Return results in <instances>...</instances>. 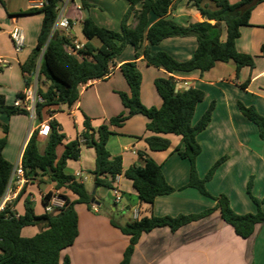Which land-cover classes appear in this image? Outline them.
Instances as JSON below:
<instances>
[{
  "label": "crops",
  "instance_id": "1",
  "mask_svg": "<svg viewBox=\"0 0 264 264\" xmlns=\"http://www.w3.org/2000/svg\"><path fill=\"white\" fill-rule=\"evenodd\" d=\"M41 1L43 0H0V59L6 61L5 64L0 63V95L4 97L7 105L23 107L21 99L17 98V94L23 93L25 89L21 65L36 45L42 21L41 13L16 14L34 7ZM228 1L233 4L239 0ZM128 8L129 3L126 0H59L55 22L66 19L69 25L55 31L67 39L70 46L73 42L84 45L87 42L82 34L84 9H87V17L95 25L118 32ZM134 8L139 10L140 4ZM165 18L180 26L203 20L188 0H172ZM158 19L154 14L148 13L145 29ZM135 23L132 13L128 16L126 24L134 27ZM209 23L212 24L213 21ZM263 25L264 2H260L251 10L249 25L239 29V37L235 40L236 50L252 56L254 65L252 68H240L237 75L232 61L216 62L205 72L192 70L171 74L145 62V48L150 53L165 52L178 61L188 60L197 47V41L192 36L169 37L155 45L144 40L137 49L127 45L111 61L112 70L107 76L80 85L78 100L71 108L60 105L52 114L43 116L41 122L35 115L30 114L11 117L0 114V125L7 127L2 156L13 168L21 164L22 152L32 132L45 121H55L59 125L60 132L65 136V144L75 140L84 131V116L89 119L91 128L96 130L100 125L107 124L109 119L125 114L126 110L118 93H127L129 88L119 67L126 62L135 61L141 74L139 99L145 107L161 106L162 100L153 83L156 78L166 76L175 80L178 89L194 88L203 92L202 101L195 106L192 124L198 121L209 104L214 102L210 122L196 137L200 146V153L195 162L197 173L199 177H203L217 159L225 157L213 177L206 183V190L212 196L225 195L232 210L238 214L255 213L256 207L246 194V184L251 176L252 194L259 199L264 196V140L259 138L257 127L241 115L236 102L254 107L264 117V55L260 52L261 46L264 45ZM15 26L24 34V46L18 53L14 52L9 37ZM224 39L225 31L222 28L220 40ZM90 43L99 46L95 39ZM246 81V87L242 88L241 84ZM47 87L48 83L40 78L38 89L45 91ZM146 123L144 116L134 115L121 126H109L111 134L107 139L106 149L111 157L121 158L123 171L130 166L141 165L139 154L147 155L160 165L166 182L175 191L157 196L152 205L141 204L131 181L120 174L116 176L113 187L120 192L121 199L114 203L111 211L123 212L128 209L133 213L141 209L145 210L144 215L152 213L155 216L174 217L213 208V199L202 196L194 188L186 187L189 163L174 151L176 148L183 149L180 137L167 135L165 137L170 143L167 150L150 151L145 143V138L150 135L145 130ZM2 136L0 127V138ZM46 136H38L40 153L43 152ZM63 144L56 148L58 157L64 149ZM94 160V149L82 144L78 159L66 162L65 174L75 179L78 172L84 177L81 184L91 196L92 209L89 210L85 204H79L78 235L71 246L60 252V264L64 257L69 259V264H119L129 244V238L110 224V219L115 221L112 214L100 213L103 197L112 198V194L110 189L94 187L91 174ZM35 178L21 189L25 187L24 197L33 203L35 214L38 215L43 213L42 195L55 187L49 177L39 171ZM36 203L40 205L39 212L36 210ZM117 204L118 208L115 207ZM261 209L264 212V203ZM14 211L20 215L22 207L16 205ZM29 228H33V231H28ZM37 232V227L29 226L21 230V235L31 237ZM129 264H264V224L256 225L253 234L243 239L234 233L220 218L219 211L215 210L175 231L168 227L154 228L141 234L134 245Z\"/></svg>",
  "mask_w": 264,
  "mask_h": 264
},
{
  "label": "trees",
  "instance_id": "2",
  "mask_svg": "<svg viewBox=\"0 0 264 264\" xmlns=\"http://www.w3.org/2000/svg\"><path fill=\"white\" fill-rule=\"evenodd\" d=\"M126 1L129 8L122 18L118 32L98 27L89 17L84 18L82 34L87 42L84 49L75 54L68 51L70 45L67 39L53 30L59 0H43L42 7L29 8L16 14H42L36 45L21 65L25 87L33 80L37 66L38 79L43 78L48 83L45 91L38 89V94L42 98V102L35 107L38 121L41 122L43 116L52 114L60 105L71 108L78 100L80 85L105 77L111 61L127 45L137 49L144 40L155 45L169 37H195L197 47L192 56L185 61L175 60L165 52L150 53L145 48V62L170 74L192 70L205 72L216 62L232 61L235 64L236 75L244 66L253 67L254 58L238 52L235 40L239 37V29L249 25L253 7L264 0H239L233 4L228 0H188L203 20L187 26H180L165 18L172 0ZM208 3L213 7L208 6ZM137 4H140L139 10L134 8ZM132 13L136 23L134 27H129L126 21ZM148 13L159 19L145 29ZM222 28L225 31L224 41L220 40ZM92 39L97 40L99 46L92 45L90 43ZM260 52L264 55V45L261 46ZM119 71L129 88L127 93H118L126 110L125 114L109 119L107 124L100 125L96 130L91 128L89 119L84 116V131L75 140L65 144H63L65 136L60 132L59 125L55 121H49L50 130L45 138L42 153L38 149V128L32 132L20 160L25 176H35L38 171L48 176L55 189L61 191L65 203L57 212L37 215L33 203L24 197L23 187L16 199L0 212V264H60V252L71 246L78 235L75 205L85 204L88 209H92L91 196L84 186L64 172L67 160L78 159L82 144L92 147L95 151L94 169L91 171L95 188L114 189L116 176L123 174L131 181L139 202L146 205H152L157 196L175 191L166 182L160 165L147 155L139 154L141 165H133L123 171L121 158L111 157L108 153L106 142L111 134L109 126H121L134 115H142L147 119L145 130L150 135L145 138V143L150 151L167 150L170 145L165 137L167 135L180 137L183 149L176 148L174 151L189 163L186 187L194 188L202 196L213 199L215 206L196 214H179L174 217L155 216L152 213L144 215L145 210L138 209L137 219L123 225L110 219V224L129 238V244L119 264H129L134 245L142 233L158 227H168L175 231L181 226L208 216L215 210L219 211L220 218L233 229L234 233L243 239L253 234L256 225L264 224V212L261 209L264 196L259 199L252 194L251 176L246 184V194L255 205L256 211L238 214L232 210L225 195L212 196L205 187L225 157L217 159L203 177H199L197 173L195 162L200 153V146L196 137L210 122L214 102H211L198 121L192 124L195 106L203 99L202 91L194 88L176 91L172 77L156 78L153 84L162 100L161 106L145 107L139 99L141 74L137 63L126 62L119 67ZM246 85L247 81L242 83L241 87L244 88ZM21 97L22 93L17 94V98ZM236 105L241 115L257 127L259 138L264 140V117L252 106H245L239 101ZM0 114L11 117L28 113L23 108L7 105L4 97L0 95ZM0 127L3 132L0 138L1 198L8 185L13 165L2 156L7 127L5 125ZM90 131L93 133L92 138ZM62 144L64 149L58 157L56 148ZM16 205L22 207V213L18 216L11 210V207ZM29 226L38 227V232L31 237L22 236L21 230ZM62 264H69V259L64 257Z\"/></svg>",
  "mask_w": 264,
  "mask_h": 264
},
{
  "label": "built area",
  "instance_id": "3",
  "mask_svg": "<svg viewBox=\"0 0 264 264\" xmlns=\"http://www.w3.org/2000/svg\"><path fill=\"white\" fill-rule=\"evenodd\" d=\"M42 2L43 1L36 3L32 8L42 7ZM68 25L69 23L66 19H59L56 20V22H54L53 30L55 31L57 29L67 28ZM9 37L11 39L14 52L15 53L20 52L24 46V34L22 30L16 26L13 27L9 33ZM83 49H84V45L78 42H73V44L70 46L68 51L75 54L76 52L82 51ZM0 63L5 64L6 61L0 59ZM111 70L112 67L109 66L108 73L106 74V76L111 72ZM38 80L39 79H38V66H37L33 80L27 87H25L22 93V97L20 98L23 104L22 108L25 109L27 113L30 114L31 116L35 115L36 105L42 102V98L38 94ZM173 81L175 84L176 91L183 90V89H178L176 87V82L174 79ZM184 86H186V83H184ZM49 130H50L49 121H45L41 123L38 127V136L39 137L46 136L49 133ZM35 179L36 178L33 175L25 176V172L21 164H17L12 170L5 192L0 198V212L4 210L7 204H11L16 199L17 193L23 185ZM74 180L78 183H82L84 177L82 178L81 175L77 172L75 174ZM111 194H112L113 202L118 203L121 199L120 192L114 188L111 189ZM42 200H43V213L46 214H52L54 212L61 210L65 203L64 197L57 189H52L50 192L43 194ZM93 209L95 210V208ZM11 210L14 211V207H11ZM15 215L18 216L17 214ZM132 215H133V219H137L138 210L133 211Z\"/></svg>",
  "mask_w": 264,
  "mask_h": 264
},
{
  "label": "rangeland",
  "instance_id": "4",
  "mask_svg": "<svg viewBox=\"0 0 264 264\" xmlns=\"http://www.w3.org/2000/svg\"><path fill=\"white\" fill-rule=\"evenodd\" d=\"M102 204H103V207L100 209V213L107 212L109 214H112V216L115 219V222H118L119 224L123 225L126 222H130V221L133 220L132 219V210L125 209L123 212H119V211L112 212L111 211L112 207L114 206V202H113V198H111L110 196H104L103 199H102ZM85 207H87V206L85 205ZM115 207L118 208L119 204H117ZM75 208H76L75 209L76 213H78L79 204L75 205ZM36 210H37V212L40 211L39 203H36ZM89 210H91V209H89ZM29 230L32 232L33 228H29L28 231ZM38 230H39V228H38Z\"/></svg>",
  "mask_w": 264,
  "mask_h": 264
},
{
  "label": "water",
  "instance_id": "5",
  "mask_svg": "<svg viewBox=\"0 0 264 264\" xmlns=\"http://www.w3.org/2000/svg\"><path fill=\"white\" fill-rule=\"evenodd\" d=\"M83 14H84L85 17L88 16V11H87V9H84ZM92 136H93V135H92V132H91V134H90V138H92ZM92 194H94V192H92Z\"/></svg>",
  "mask_w": 264,
  "mask_h": 264
}]
</instances>
